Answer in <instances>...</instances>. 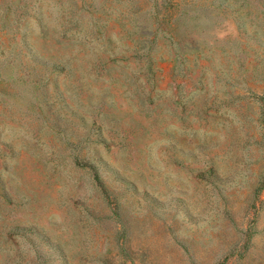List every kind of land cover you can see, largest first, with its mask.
Returning <instances> with one entry per match:
<instances>
[{"label":"rangeland","instance_id":"374dc122","mask_svg":"<svg viewBox=\"0 0 264 264\" xmlns=\"http://www.w3.org/2000/svg\"><path fill=\"white\" fill-rule=\"evenodd\" d=\"M0 264H264V0H0Z\"/></svg>","mask_w":264,"mask_h":264}]
</instances>
